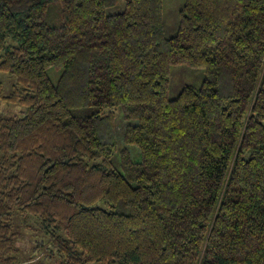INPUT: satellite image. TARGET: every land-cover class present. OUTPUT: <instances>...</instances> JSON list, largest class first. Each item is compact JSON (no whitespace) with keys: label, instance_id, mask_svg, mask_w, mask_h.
<instances>
[{"label":"trees","instance_id":"16d2710c","mask_svg":"<svg viewBox=\"0 0 264 264\" xmlns=\"http://www.w3.org/2000/svg\"><path fill=\"white\" fill-rule=\"evenodd\" d=\"M118 1L0 0L26 107L0 115V264L18 216L55 264H264V0H185L173 36L163 0ZM173 64L201 86L170 98Z\"/></svg>","mask_w":264,"mask_h":264},{"label":"rangeland","instance_id":"374dc122","mask_svg":"<svg viewBox=\"0 0 264 264\" xmlns=\"http://www.w3.org/2000/svg\"><path fill=\"white\" fill-rule=\"evenodd\" d=\"M185 0H163V22L166 36H173L178 31L180 22V11L184 5ZM124 0H119L114 6L107 8V12H119L124 9ZM61 68L51 67L48 69V74L51 80L56 83L61 75ZM205 78V69L201 67H193L186 64H173L170 67V88L169 97L175 98L178 96L184 84H193L197 87L201 86ZM15 80L12 76L5 72H0V94L7 95L12 91V86ZM26 107L20 104L9 103L8 101L0 98V115L10 116H23ZM123 117L121 111H118L117 123ZM125 123L118 124L119 135L122 134ZM132 158L134 160L140 159L139 149L135 145H128ZM27 219V218H26ZM25 222L24 217L18 216L16 219L15 230L17 232L16 238V255L17 264H55V259L48 254L43 255L45 252V240L43 233L37 227L35 218L30 217ZM41 244V245H39ZM45 245V246H44ZM44 246V247H42ZM37 255V256H35ZM35 258L30 259V257Z\"/></svg>","mask_w":264,"mask_h":264}]
</instances>
